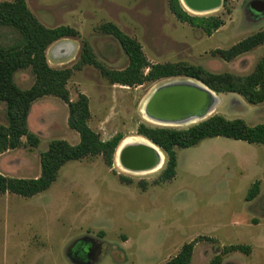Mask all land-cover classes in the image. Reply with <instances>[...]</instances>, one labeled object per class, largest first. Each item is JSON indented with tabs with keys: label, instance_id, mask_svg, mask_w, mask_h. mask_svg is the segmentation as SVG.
I'll use <instances>...</instances> for the list:
<instances>
[{
	"label": "rangeland",
	"instance_id": "obj_1",
	"mask_svg": "<svg viewBox=\"0 0 264 264\" xmlns=\"http://www.w3.org/2000/svg\"><path fill=\"white\" fill-rule=\"evenodd\" d=\"M4 1L13 0H0ZM26 3L46 27L68 26L78 32L77 37L51 45L46 57L51 68L73 71L67 85L70 99L76 101L80 94L87 97L89 126L103 141L117 135L123 139L139 136L140 124L189 127L158 126L141 114L143 103L157 86L187 77L128 87L112 84L95 65L76 69L85 46L108 71L128 66L118 42L99 30L102 24L113 23L137 40L151 64L181 63L214 74L246 77L264 59V43L230 61L214 54L264 30V0H223L211 15L186 10L193 17L223 21L210 36L178 21L169 0ZM20 41L15 29L0 28V47ZM65 45L69 51L59 54L57 48ZM34 81L29 69L15 75L21 89H29ZM214 94L211 116L242 119L250 126L264 124V102L253 105L236 93ZM6 114V104L0 102V124L4 126L8 124ZM68 119L69 107L61 99L46 96L37 100L28 127L38 145L23 138L19 148L1 154L0 173L18 179L39 177L40 154L52 141L79 143L80 136L69 127ZM176 154V176L169 182L160 181L166 167L164 154L162 166L143 175L124 172L115 161L108 167L101 156H95L67 163L50 189L34 197L0 195V264H164L195 240L191 264H209L231 245L250 246L252 252L229 253L223 264H264V145L218 137L191 148H177ZM255 182L260 183V195L247 201Z\"/></svg>",
	"mask_w": 264,
	"mask_h": 264
},
{
	"label": "trees",
	"instance_id": "obj_2",
	"mask_svg": "<svg viewBox=\"0 0 264 264\" xmlns=\"http://www.w3.org/2000/svg\"><path fill=\"white\" fill-rule=\"evenodd\" d=\"M221 5L220 2V6L215 10L205 11L212 13L220 9ZM169 8L178 21L201 28L209 36L223 26V21L215 17L190 16L180 0H169ZM2 27H11L18 31L21 41L13 46L0 47V102L6 104L8 121L7 126L0 124V155L19 148L23 138H27L29 144L34 147L38 145V138L29 131L28 118L32 105L46 96L57 97L68 105V125L79 134L80 141L76 145L64 140L52 141L48 150L40 154L41 174L35 179H18L0 173V195L12 194L31 198L43 193L56 182L61 168L71 161L101 156L105 164L111 167L123 137L117 135L108 141H103L100 135L91 129L87 97L80 94L76 101L70 99L67 85L73 71L51 68L46 57V51L51 45L65 38L77 37L78 32L68 26L46 27L30 11L26 0L0 2V28ZM99 30L118 42L128 58V66L122 71H108L96 63L89 46H85L81 63L76 69L82 65H95L112 84L128 87L163 79L187 77L201 82L217 94L236 93L253 105L264 102V59L257 64L253 73L246 77L229 73L214 74L200 66L181 63L151 64L138 41L122 32L113 23L102 24ZM263 43L264 30L239 42L229 50H217L214 54H219L225 61H230ZM27 69L31 71L35 81L29 89H21L15 83V75ZM137 134L149 140L165 155L166 167L161 174V182H169L176 176L177 148H191L205 139L218 137L264 145V124L250 126L242 119L229 120L222 115L211 116L187 129L159 128L140 124ZM259 194L260 183L255 182L246 199L252 201ZM197 242L195 240L184 244L180 252L164 264H191ZM233 252L250 255L252 249L246 245L225 247L209 264H223V257Z\"/></svg>",
	"mask_w": 264,
	"mask_h": 264
},
{
	"label": "water",
	"instance_id": "obj_3",
	"mask_svg": "<svg viewBox=\"0 0 264 264\" xmlns=\"http://www.w3.org/2000/svg\"><path fill=\"white\" fill-rule=\"evenodd\" d=\"M184 1L188 7L194 10L203 11L219 7L220 2L222 3L223 0ZM171 81L172 82L167 85L173 84L174 82L179 81V79H173ZM209 92L212 94L213 91L210 90ZM215 105V94L214 97H210V95H206L202 90L187 87L184 86L183 83H180L179 86L170 85L164 89H160L151 99L147 113L148 117L155 122L180 125L185 121L183 120L185 117L198 118L201 119L200 122L206 120V116L212 111V109H214ZM144 152L145 151L140 150L139 152L137 150L127 151L122 154L121 162L127 168L134 169L132 167H135L137 169L144 165Z\"/></svg>",
	"mask_w": 264,
	"mask_h": 264
},
{
	"label": "bare ground",
	"instance_id": "obj_4",
	"mask_svg": "<svg viewBox=\"0 0 264 264\" xmlns=\"http://www.w3.org/2000/svg\"><path fill=\"white\" fill-rule=\"evenodd\" d=\"M180 3L187 11H189L190 13L195 14V15H205V14H208V12L212 11V10L211 11L203 10L202 12H196L192 8L188 7V5L185 3L184 0H180ZM213 10H215V9H213ZM69 49L70 48L68 45L60 46L57 48V52H59V54H65L69 51ZM171 82L172 81L165 82V83L157 86L154 89V91H152L150 96L146 99V101L143 103V105L141 107V114H142L143 118L151 124H155L158 126H166V127H191L193 125L200 123L201 119L185 117L183 119L185 121H183V123L180 125L163 124V123L155 122L148 117L147 109H148L149 103H150L151 99L153 98V96L160 89H164L165 87H168L170 85L179 86L180 83H183L184 86L193 87L194 89L202 90L206 93V95H210V97L211 96L214 97L213 92L211 94L209 92L210 90L207 87H205L201 82H198L196 80L186 78L183 80L176 81L173 84L167 85ZM164 85H167V86H164ZM162 86H164V87H162ZM212 100H213V98H212ZM221 102H222V99H221ZM213 110L214 109H212V111L206 117L211 116L213 114ZM131 150H137L138 152H139V150L145 151L143 154V157H145L143 166H141L137 169L135 167H132L134 169H130V168H127L126 166L123 165V163L121 162L122 161V159H121L122 154L126 153L127 151H131ZM114 161L120 169H122L124 171L126 170L127 172H129L131 174H133V173L134 174H146V173L154 172L162 166V164L164 162V155L162 154V152L160 151L159 148L154 146L147 139H145L141 136H134V137H128L126 139H123V141L120 143V145L118 146V148L116 150Z\"/></svg>",
	"mask_w": 264,
	"mask_h": 264
},
{
	"label": "flooded vegetation",
	"instance_id": "obj_5",
	"mask_svg": "<svg viewBox=\"0 0 264 264\" xmlns=\"http://www.w3.org/2000/svg\"><path fill=\"white\" fill-rule=\"evenodd\" d=\"M211 14H214V13H208V14H205V15H211ZM194 27V26H193ZM122 170V169H121ZM122 171H124V170H122ZM124 172H127L126 170L124 171ZM155 172V171H154ZM127 173H129V172H127ZM151 173V172H150ZM131 174V173H130ZM134 174V173H133ZM146 174H148V173H146ZM139 175H143V174H139Z\"/></svg>",
	"mask_w": 264,
	"mask_h": 264
},
{
	"label": "crops",
	"instance_id": "obj_6",
	"mask_svg": "<svg viewBox=\"0 0 264 264\" xmlns=\"http://www.w3.org/2000/svg\"><path fill=\"white\" fill-rule=\"evenodd\" d=\"M218 10H219V9H218ZM216 11H217V10H216ZM216 11H213L212 13H214V12H216ZM260 188H261V187H260ZM260 192H261V189H260ZM259 195H260V194H259ZM259 195H258V196H259ZM256 198H257V197H256Z\"/></svg>",
	"mask_w": 264,
	"mask_h": 264
}]
</instances>
